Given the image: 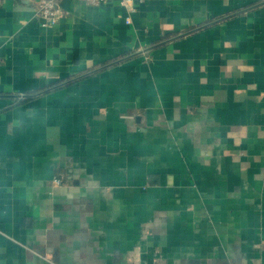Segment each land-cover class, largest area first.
<instances>
[{"label": "crops", "instance_id": "1", "mask_svg": "<svg viewBox=\"0 0 264 264\" xmlns=\"http://www.w3.org/2000/svg\"><path fill=\"white\" fill-rule=\"evenodd\" d=\"M134 2L0 0V264H264V0Z\"/></svg>", "mask_w": 264, "mask_h": 264}, {"label": "built area", "instance_id": "2", "mask_svg": "<svg viewBox=\"0 0 264 264\" xmlns=\"http://www.w3.org/2000/svg\"><path fill=\"white\" fill-rule=\"evenodd\" d=\"M81 2L90 4V5H103L107 4L112 0H79ZM122 6L127 8L129 11H135V2L134 0H118ZM62 14L60 0H37V7L35 16L40 20V23L43 27L53 26L58 23ZM127 22H130L127 19ZM55 183H61V179L56 178Z\"/></svg>", "mask_w": 264, "mask_h": 264}]
</instances>
